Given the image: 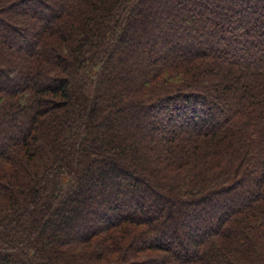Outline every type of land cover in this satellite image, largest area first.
Wrapping results in <instances>:
<instances>
[{
    "label": "trees",
    "instance_id": "obj_1",
    "mask_svg": "<svg viewBox=\"0 0 264 264\" xmlns=\"http://www.w3.org/2000/svg\"><path fill=\"white\" fill-rule=\"evenodd\" d=\"M0 33V264H264V0H0Z\"/></svg>",
    "mask_w": 264,
    "mask_h": 264
},
{
    "label": "rangeland",
    "instance_id": "obj_2",
    "mask_svg": "<svg viewBox=\"0 0 264 264\" xmlns=\"http://www.w3.org/2000/svg\"><path fill=\"white\" fill-rule=\"evenodd\" d=\"M145 6V5H144ZM142 6V8L139 10L138 12V16H135L134 18H132L131 20V23H130V38L131 39H134V40H138V39H142V36L144 37H150V38H153V34H151V32L149 31H145L142 27V20L143 17L145 16V14L149 15L151 13V11H149V9H147L146 7ZM153 12V11H152ZM144 15V16H143ZM38 16H41V14L39 13ZM145 19V18H144ZM135 23H137L138 25H136ZM36 30V29H35ZM34 30V31H35ZM0 38H2V35L0 33ZM143 43V44H142ZM142 43H140L141 45L144 46V41H142ZM136 48V46H135ZM140 48H142V46H140ZM132 50H134V48H127L126 47V52L127 53H130ZM146 57H148L149 55L148 54H145ZM136 59H138V57L135 56ZM125 67V66H124ZM116 75H114V77H112V81H115L117 76H119L120 74L115 73ZM122 76V75H120ZM119 76V77H120ZM134 76V75H133ZM124 78H127L129 79L130 76L127 75V74H124L123 76ZM20 79V78H18ZM131 79V78H130ZM148 111L147 112H139L138 110H135V111H132L131 113L127 112V114H123L122 115V119L124 120L125 119V124L126 125H129V126H132L131 124H146L147 120H148ZM12 131V130H11ZM10 131V129H6V132L5 134H8L9 135H16V132L15 130H13L12 132ZM4 136H1L0 134V151L4 150L5 149V145H4ZM113 161V160H112ZM115 161V160H114ZM107 161H104L103 163H101V165H99L98 167L101 168L100 171H104L105 173L108 174V176L112 179V177H116L117 175V172L116 171H111V172H106L105 171V165H106ZM114 163H117V161H115ZM118 164V163H117ZM104 168V169H103ZM93 170H95L96 168H92ZM94 173V172H93ZM92 176V179L94 180L93 177H95V174L94 175H91ZM90 176V177H91ZM119 176V178L121 177V175H117ZM98 178V175L96 176ZM99 181V180H98ZM105 183V181H103ZM100 184L102 182H99ZM84 186H82L83 188L81 189H86L88 187V185L86 184V182L83 183ZM103 185H99L96 189V191H100V192H97L98 195H100L101 193H103ZM109 185H104V187H108ZM102 188V189H101ZM82 190V191H83ZM93 194L95 192V190L92 188L91 189ZM91 190H90V193H91ZM80 191V190H79ZM110 191V190H109ZM145 191V190H143ZM83 193V192H82ZM88 193V190L86 191V194ZM88 194V195H82L80 196V199L82 201H86L88 199V196L91 195V194ZM146 193V192H145ZM86 197V199H85ZM84 198V199H83ZM92 199V198H90ZM108 199V198H107ZM112 199V198H111ZM109 200V199H108ZM86 202H90V201H86ZM75 203H77V201H75ZM83 203V202H82ZM231 202H229V204H231ZM74 204V203H73ZM75 205V204H74ZM69 206L67 207V209H64L62 210L59 214H58V217H56V219L53 220L52 222V226L51 228L49 229V234H56L58 236V238H69V237H75L76 236V233L80 230V226L83 225V226H87L88 224H85L84 222H86L85 220L82 221V222H78V221H72V216H71V211L69 210ZM175 211V214H178V217L175 219L176 223H177V219L179 218L180 220L181 219H185L184 215H180L179 211H177V208L174 210ZM186 220V219H185ZM174 223V224H176ZM182 227L184 228L185 226L182 225ZM185 230V229H184Z\"/></svg>",
    "mask_w": 264,
    "mask_h": 264
}]
</instances>
